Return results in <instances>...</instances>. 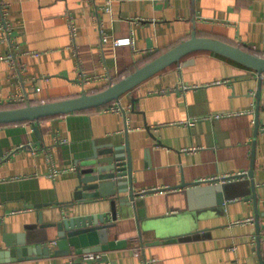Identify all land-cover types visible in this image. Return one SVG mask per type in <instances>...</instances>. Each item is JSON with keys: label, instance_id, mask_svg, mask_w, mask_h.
Returning <instances> with one entry per match:
<instances>
[{"label": "crops", "instance_id": "1", "mask_svg": "<svg viewBox=\"0 0 264 264\" xmlns=\"http://www.w3.org/2000/svg\"><path fill=\"white\" fill-rule=\"evenodd\" d=\"M0 20L9 27L0 29V109L97 93L194 31L264 58V0H0ZM117 37H132L133 47L114 46ZM187 59L194 63L174 64L122 95L119 113L105 105L41 120L42 140L31 123L0 125V254L24 239L49 248L50 257L17 264L71 260L53 255L57 231L40 229L38 215L47 222L52 214L62 220L109 210L108 199L82 212L67 206L77 162L108 145L130 151L143 238L133 207L119 206L111 235L129 244L105 251L102 264H260L264 75L210 51ZM80 73L101 80L84 84ZM252 165L257 204L247 177L235 180L244 184L225 202L208 185L190 196L183 187L246 174Z\"/></svg>", "mask_w": 264, "mask_h": 264}, {"label": "water", "instance_id": "2", "mask_svg": "<svg viewBox=\"0 0 264 264\" xmlns=\"http://www.w3.org/2000/svg\"><path fill=\"white\" fill-rule=\"evenodd\" d=\"M210 51L224 57L241 63L246 67L254 70L260 76L264 75V58L255 55L238 45H232L211 37H199L197 32L191 33L189 39L178 44L168 52L154 58L149 64L135 70L134 73L120 79L118 83L113 84L106 89L97 93H88L84 91L80 95L66 100L52 101L43 104H31L16 107L15 109H0V124L31 123L35 134L40 140L39 122L50 117L67 115L84 110L99 108L114 102H118L122 95L135 89L136 86L147 81L153 75L168 69L174 64L186 65L194 63L193 59H187L182 62L188 55L196 52ZM259 96V95H258ZM125 115V112H123ZM259 124V123H258ZM128 151L126 156L125 151ZM112 148L108 145L96 146L93 148L94 153L77 162L76 166V184L73 190L72 198L67 206L76 212L87 211L94 203L108 199L110 208L104 213H93L87 215L71 216L57 220L51 215L49 221H44L43 213L38 215L37 225L40 229H53L57 231L58 249L53 251L57 257L71 256V254L81 255L93 253H104L105 251L120 250L128 247L127 239H118L111 235V229L116 226L115 220L118 215L119 206L133 207L135 217L139 227V236L141 233V219L138 217L140 209V200L132 184L133 167L131 164V155L128 148ZM255 166L249 173L224 177V179H213L207 181H198L190 184H184L183 187H191L188 195L201 193L204 191L202 186H207L214 192L222 202L228 199L233 200V192L241 190V185L235 180L247 177L250 193L255 201L258 198L255 192V181L253 179ZM236 198V197H235ZM38 207H43L38 205ZM47 207H51L48 205ZM173 227L166 228V232L173 230ZM189 235V234H187ZM178 237H161L155 243L165 240L174 242ZM9 242V241H8ZM16 249L13 245L8 244V251L1 253V256L7 257L3 264H17L24 261L27 257H36L37 254L50 257V249L47 247L28 246L24 239L19 240ZM99 262L97 264H102ZM260 264H264L263 257L260 258Z\"/></svg>", "mask_w": 264, "mask_h": 264}, {"label": "built area", "instance_id": "3", "mask_svg": "<svg viewBox=\"0 0 264 264\" xmlns=\"http://www.w3.org/2000/svg\"><path fill=\"white\" fill-rule=\"evenodd\" d=\"M109 7H106V10H109ZM0 29L3 32H7L9 33V27L7 25V23L5 22V20H0ZM72 30H74V28L72 27ZM103 41L106 42L107 38L104 37ZM134 41L132 37H122V38H118L113 40V45L114 46H132L133 47ZM7 61L10 63V66L13 67L15 69V71H20V68H18V66L15 65V60L14 58H12V56H8L7 57ZM79 81L81 83L84 84H90L93 81H100L101 80V76L99 77H86L85 74L80 73L79 77H78ZM113 85V84H112ZM107 110L111 111V112H118L124 110L122 105L120 104V101L118 102H114L111 105L107 106ZM193 121L188 120L187 124H192ZM66 142V141H65ZM58 172L54 171L52 173V176H55ZM224 179V178H223ZM222 180V179H221ZM144 192H142L141 194H143ZM248 221H252V219H248V220H243V222H248ZM73 256L71 257V260L69 262H67L66 264H88L89 262H93V263H99V262H104L106 259V255L103 253H93L90 252L88 254H81V255H76V254H72ZM155 260H145L144 264H152Z\"/></svg>", "mask_w": 264, "mask_h": 264}, {"label": "trees", "instance_id": "4", "mask_svg": "<svg viewBox=\"0 0 264 264\" xmlns=\"http://www.w3.org/2000/svg\"><path fill=\"white\" fill-rule=\"evenodd\" d=\"M103 90V89H102ZM100 92V91H99ZM112 104V103H111ZM111 104H108V105H111ZM22 106H26V105H20V106H17V107H22ZM16 108V107H15ZM14 108V109H15ZM44 120V119H43ZM0 125H9V124H0Z\"/></svg>", "mask_w": 264, "mask_h": 264}]
</instances>
